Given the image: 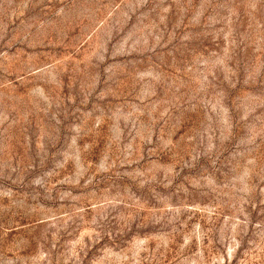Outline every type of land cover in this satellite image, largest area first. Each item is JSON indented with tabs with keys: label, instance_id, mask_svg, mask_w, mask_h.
<instances>
[{
	"label": "rangeland",
	"instance_id": "1",
	"mask_svg": "<svg viewBox=\"0 0 264 264\" xmlns=\"http://www.w3.org/2000/svg\"><path fill=\"white\" fill-rule=\"evenodd\" d=\"M0 264H264V0H0Z\"/></svg>",
	"mask_w": 264,
	"mask_h": 264
}]
</instances>
